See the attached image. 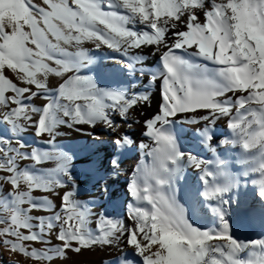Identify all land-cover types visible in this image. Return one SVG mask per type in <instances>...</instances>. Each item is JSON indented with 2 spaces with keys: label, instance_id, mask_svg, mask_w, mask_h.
Returning <instances> with one entry per match:
<instances>
[{
  "label": "snow or ice",
  "instance_id": "obj_1",
  "mask_svg": "<svg viewBox=\"0 0 264 264\" xmlns=\"http://www.w3.org/2000/svg\"><path fill=\"white\" fill-rule=\"evenodd\" d=\"M149 47L159 53L155 71L145 67ZM145 77L161 96L144 121L155 146H137L151 163L136 165L123 217L96 214L95 201L77 198L79 150L58 142L60 130L100 141L81 126H101L106 174L119 175L135 143L122 129L151 101L149 87L130 93L127 82ZM221 120L229 134L218 138ZM184 124L193 126L189 150ZM0 126V250L9 264H24L14 255L62 264L83 249L114 250L105 264H264V237L233 232L240 212L264 226V0H0ZM29 130L35 146L24 140ZM249 178L256 207L239 196ZM201 213L213 226L197 223Z\"/></svg>",
  "mask_w": 264,
  "mask_h": 264
},
{
  "label": "bare ground",
  "instance_id": "obj_2",
  "mask_svg": "<svg viewBox=\"0 0 264 264\" xmlns=\"http://www.w3.org/2000/svg\"><path fill=\"white\" fill-rule=\"evenodd\" d=\"M202 19V18H201ZM90 47V45H87ZM144 53L145 67L148 71H155L159 64V53H155L153 48L142 49ZM105 56H116L119 58V53H111L109 50H103ZM129 92H142L145 86L150 88L151 101L150 104L137 106L130 113V119L124 125L122 131H126L135 141L131 149H129L121 161V168L123 171L113 177L106 173L110 171L108 160L111 157V148L107 145L110 139L107 131L101 126L96 129H90L87 126H81L85 132L94 131L100 137V141H93L89 136L82 134V132L74 131L69 128H61V135L58 142L66 145L73 146L79 150L76 163L73 169V175L76 177L78 185L77 198L81 201H95L93 211L96 214L104 212L112 216H124L125 205L129 201L127 193V185L130 177L138 163L142 160L151 163V157L145 156L139 149L140 143L152 144L155 146L154 141H151L144 135V121L150 118L157 110L161 103L160 85L159 82L148 85L147 77L143 81L139 79H130L128 82ZM40 102V101H39ZM37 103V102H36ZM117 122L119 118H117ZM184 133L181 137V144L189 150L193 146L192 125H181ZM3 126H0V132H3ZM217 137H222L229 134V130L225 126V121L221 120L216 125ZM24 140L30 145L35 146L36 138L32 135L31 130L24 134ZM236 151H239L237 149ZM201 154L206 159H213L212 154L201 150ZM52 165H44V167H51ZM99 168L102 173H105V179L98 181L94 174V169ZM236 169L234 168L233 171ZM185 175L189 184L197 183V174L192 169H186ZM102 186L107 187V192L101 190ZM63 191V190H61ZM257 188L252 185L251 178L247 188H241L239 196L242 201H246L252 207L258 205V200L255 197ZM56 204L59 205V198H55ZM95 219L92 217V227L95 228ZM194 219L201 226L211 227L212 218L206 213L198 214ZM233 232L237 238L241 240L257 239L264 237V226H262L257 219L250 213L240 212L233 216ZM111 253V255H110ZM70 258L66 260L65 264H105L106 260L115 256V251L111 249H83L80 253H70ZM10 259V258H9Z\"/></svg>",
  "mask_w": 264,
  "mask_h": 264
},
{
  "label": "rangeland",
  "instance_id": "obj_3",
  "mask_svg": "<svg viewBox=\"0 0 264 264\" xmlns=\"http://www.w3.org/2000/svg\"><path fill=\"white\" fill-rule=\"evenodd\" d=\"M37 103H40L39 102V100H37L36 101ZM25 163H27V162H25ZM35 195H41V193H35ZM43 214H46V213H34V215H43ZM95 216V215H94ZM93 216V217H94ZM244 240V239H243ZM38 246V245H37ZM70 253H75V252H69L68 253V258H70ZM9 258H10V256H9V254L6 252V251H2V250H0V264H9ZM12 259H20L21 261H23L24 262V264H32V262L31 261H26L25 260V258L24 257H22V256H12L11 257ZM68 258L66 259V260H68ZM66 260L65 261H63L62 262V264H65V262H66ZM58 264H60V262H58Z\"/></svg>",
  "mask_w": 264,
  "mask_h": 264
}]
</instances>
